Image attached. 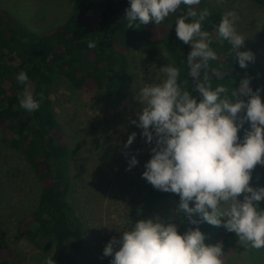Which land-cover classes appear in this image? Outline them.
<instances>
[{"label":"clouds","instance_id":"1","mask_svg":"<svg viewBox=\"0 0 264 264\" xmlns=\"http://www.w3.org/2000/svg\"><path fill=\"white\" fill-rule=\"evenodd\" d=\"M200 2L129 0L125 10L128 27L137 22L158 26L174 15L177 38L192 48L186 59L191 91L184 87L188 81L180 80V69L169 64L160 69V82L146 84L139 92L142 109L138 121L131 123L142 129L148 144H155L141 178L156 190L177 194L178 210L190 224L222 226L235 233L239 243L259 250L264 248V210L258 208L264 201V187L253 188L250 181L255 167L264 165V102L261 90L253 91L250 86V77L240 79L238 88L218 83L213 89L212 78L223 81L225 73L209 68V61L218 60V56L210 47V33L202 30V22L210 15L208 9L199 15L193 9ZM182 9L186 11L177 16ZM238 19L235 11L225 12L216 32L221 43L227 41L231 46L228 55L235 53L240 68L245 69L254 55L239 51L245 38L234 27ZM95 46L88 44L89 48ZM16 79L24 85L29 81L23 71ZM193 90L202 97L199 102L192 96ZM19 104L29 113L40 107L27 87ZM246 123L250 129L241 141L238 132ZM135 138L132 133L124 148ZM138 163L133 155L126 171ZM242 194L241 201L238 197ZM204 241L198 227L180 234L174 223L157 217L139 220L119 239L113 237L104 247L103 257H111L110 264H224L223 245H206ZM45 264H54V260L48 258Z\"/></svg>","mask_w":264,"mask_h":264},{"label":"rangeland","instance_id":"2","mask_svg":"<svg viewBox=\"0 0 264 264\" xmlns=\"http://www.w3.org/2000/svg\"><path fill=\"white\" fill-rule=\"evenodd\" d=\"M205 1L223 14L237 13L239 19L234 27L245 38L239 51H250L254 60L264 65V7L250 0ZM71 11L68 0H0V12L7 13L37 35L62 24ZM166 33L165 27H149V34L159 42ZM127 59L126 82L116 96L75 90L63 77L50 89L49 98L62 141L69 150L67 198L82 229V238L69 245L75 264H110L112 258L103 257L104 247L113 237L119 239L123 231L130 230L139 220L158 217L165 222L175 210L187 220L178 210V195L151 209L145 205L149 186L141 177L155 144H148L141 135L142 129L131 123L138 121L137 113L142 109L140 90L146 84L160 82L163 78L160 69L171 64L170 56L162 41L153 59L147 57L141 42H134L128 49ZM26 87L33 94V83L29 82ZM257 87L264 93V82H259ZM246 129H250L248 123L238 132L241 141ZM132 133H136V138L125 149ZM1 134H4L3 126H0ZM133 155L139 163L126 171ZM250 186L264 187V165H257L252 171ZM40 192L41 185L25 159L0 146V227L13 252L14 261L10 264H45V256L37 244L14 239L18 222L33 212ZM238 199L242 201L243 194ZM258 208L264 210V201L259 202ZM222 230L226 229L212 225L204 243L217 244ZM222 259L224 264H264V248L245 246L236 236L234 245Z\"/></svg>","mask_w":264,"mask_h":264},{"label":"trees","instance_id":"3","mask_svg":"<svg viewBox=\"0 0 264 264\" xmlns=\"http://www.w3.org/2000/svg\"><path fill=\"white\" fill-rule=\"evenodd\" d=\"M250 1L264 7V0ZM68 2L72 8L71 15L50 32L39 35L7 13L0 12V126L4 129V134L0 135V146L19 153L41 185L36 207L18 222L14 239L37 244L45 256V262L51 258L54 264H75L69 245L71 241L82 238V229L67 198L70 189L69 150L62 141L60 126L49 98L52 84L63 77L75 90L99 91L107 97L116 96L126 82L127 55L131 43L141 42L146 48L147 57L153 59L162 41L171 64L180 69V80L188 81L184 87L192 90L186 63L189 50L176 36L174 15L166 18L161 25H156L167 29L165 37H161L159 42L149 34L150 25L155 24L139 25L137 22L133 27H128L122 14L126 15L129 0ZM193 9L198 15L204 9L210 13L202 22V30L210 33V47L216 51L218 60L209 61V68L225 73L223 81L212 78L213 89L218 83L229 89L238 88L240 79L250 77V86L256 91L257 84L264 82V65L254 60L247 68H240L235 53L228 55L231 46L227 41L221 43L216 32L223 13L212 8L205 0H201ZM89 43L96 46L89 48ZM21 71L27 74L28 83H33V96L40 105L38 110L31 113L19 104V97L26 88L16 79ZM233 73L236 75L233 76ZM260 95L264 102L262 91ZM192 96L198 102L202 99L195 90ZM148 186L145 203L148 209L177 195L156 190L149 183ZM182 217L175 210L165 223H174L180 234L197 227L204 235L212 230V225L207 222L192 225ZM193 218L200 219L199 216ZM218 237L224 253L234 245L236 239L235 233L227 230H222ZM13 257L6 234L0 227V264L12 263Z\"/></svg>","mask_w":264,"mask_h":264},{"label":"flooded vegetation","instance_id":"4","mask_svg":"<svg viewBox=\"0 0 264 264\" xmlns=\"http://www.w3.org/2000/svg\"><path fill=\"white\" fill-rule=\"evenodd\" d=\"M177 14H183V10H178ZM187 47H188V50H189V53H190V51L192 50L191 45H187Z\"/></svg>","mask_w":264,"mask_h":264},{"label":"water","instance_id":"5","mask_svg":"<svg viewBox=\"0 0 264 264\" xmlns=\"http://www.w3.org/2000/svg\"><path fill=\"white\" fill-rule=\"evenodd\" d=\"M235 75H236V74H235V73H233V76H235ZM226 76L228 77V76H229V74H227Z\"/></svg>","mask_w":264,"mask_h":264}]
</instances>
